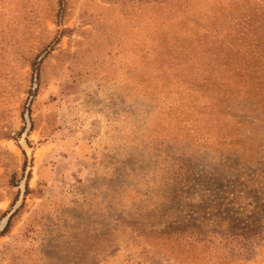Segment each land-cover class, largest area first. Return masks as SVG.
<instances>
[{"label": "rangeland", "instance_id": "374dc122", "mask_svg": "<svg viewBox=\"0 0 264 264\" xmlns=\"http://www.w3.org/2000/svg\"><path fill=\"white\" fill-rule=\"evenodd\" d=\"M0 264H264V0H0Z\"/></svg>", "mask_w": 264, "mask_h": 264}]
</instances>
